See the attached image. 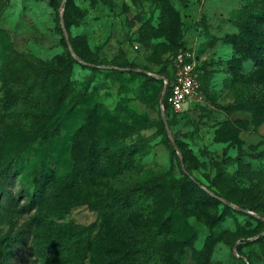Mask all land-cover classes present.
I'll return each mask as SVG.
<instances>
[{"label":"rangeland","instance_id":"374dc122","mask_svg":"<svg viewBox=\"0 0 264 264\" xmlns=\"http://www.w3.org/2000/svg\"><path fill=\"white\" fill-rule=\"evenodd\" d=\"M248 40L264 46V0H0L4 264H264ZM179 49L199 89L168 133L158 77Z\"/></svg>","mask_w":264,"mask_h":264},{"label":"built area","instance_id":"2783aa9c","mask_svg":"<svg viewBox=\"0 0 264 264\" xmlns=\"http://www.w3.org/2000/svg\"><path fill=\"white\" fill-rule=\"evenodd\" d=\"M198 57L189 51L181 50L172 57L174 67L171 79L165 77L163 85H166V92L162 101H164L174 111H185L188 108L189 101L194 97L199 89L198 80Z\"/></svg>","mask_w":264,"mask_h":264},{"label":"trees","instance_id":"16d2710c","mask_svg":"<svg viewBox=\"0 0 264 264\" xmlns=\"http://www.w3.org/2000/svg\"><path fill=\"white\" fill-rule=\"evenodd\" d=\"M181 50H183V49H179L178 51L173 53L172 56H170L168 59L169 74H166V78H168V79L172 78L173 72H174V67L172 65V57L177 52H179ZM245 51H246L245 60L259 61V62L264 63V46L261 45L260 43L249 42V40L246 41ZM198 60H199L198 61V64H199L200 57H198ZM198 64H197V71H198V75H199ZM160 84H161V86L163 85L162 80H160ZM164 107H165V114L167 115V118H168V114L170 112L179 113L178 111L172 110L170 108V106L166 103V101H164ZM158 110L160 112V107ZM180 112H183V111H180ZM17 170H18L17 165H14L13 163H8V165H6V167L3 170V173L0 175L1 182H8L10 180V178L13 176V173L17 172ZM185 178L188 181H190L191 183L197 185L198 179H196L195 177H192V175L187 174L185 176ZM37 186H39V179L35 178L34 179V188H36ZM31 191L33 192V189ZM0 192H1V189H0ZM3 251L6 253V246L0 245V264H4V259L2 256ZM106 264H138V263H137V261L130 260V253L126 252V253L122 254L120 257H115L112 261H109Z\"/></svg>","mask_w":264,"mask_h":264},{"label":"water","instance_id":"95a60500","mask_svg":"<svg viewBox=\"0 0 264 264\" xmlns=\"http://www.w3.org/2000/svg\"><path fill=\"white\" fill-rule=\"evenodd\" d=\"M158 78H160V79H162V80H164L165 79V77H161V76H159ZM166 85H163V90H162V94H161V98H160V113H161V116H162V119L165 121V127H166V129H167V131H168V133H170V131H169V127H168V125H167V122H166V115H165V111H164V108L162 107V101H163V98H164V95H165V92H166ZM173 143H174V141H173ZM174 147H175V149L178 151V148H177V146L175 145V143H174Z\"/></svg>","mask_w":264,"mask_h":264}]
</instances>
